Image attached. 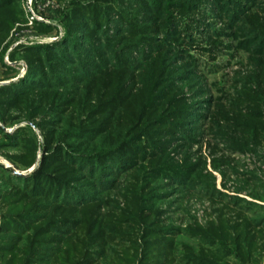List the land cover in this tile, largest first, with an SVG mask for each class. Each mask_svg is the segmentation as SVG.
<instances>
[{"label": "trees", "instance_id": "trees-1", "mask_svg": "<svg viewBox=\"0 0 264 264\" xmlns=\"http://www.w3.org/2000/svg\"><path fill=\"white\" fill-rule=\"evenodd\" d=\"M201 1L70 0L59 40L19 48L27 71L0 85V119L16 122L21 115L26 125L0 128V150L18 149L5 158L20 172L33 169L19 175L0 163V264H222L216 247L229 239L249 250L264 233V217L231 236L225 221L202 226L193 219L185 231L194 245L179 243L180 228L164 224L157 206L166 196L158 192L163 181L199 189L211 201L222 196L199 181L200 160L192 162L188 152L181 163L170 156L194 141L190 129L202 114L179 96L174 69L162 68L160 54L170 44L154 40L158 32L179 33L169 7ZM211 1L231 24L255 3ZM21 15L20 0H0V46ZM250 30L264 33V19ZM249 116L237 126L245 143H257L264 138L262 115ZM128 173L125 204L108 206L103 194Z\"/></svg>", "mask_w": 264, "mask_h": 264}, {"label": "rangeland", "instance_id": "rangeland-1", "mask_svg": "<svg viewBox=\"0 0 264 264\" xmlns=\"http://www.w3.org/2000/svg\"><path fill=\"white\" fill-rule=\"evenodd\" d=\"M69 2L33 0L32 8L37 17L30 19L24 1L20 0L21 19L16 21L0 46V85L17 82L25 75L27 63L20 47L50 44L63 36L61 13ZM122 2L125 5L126 2ZM254 2L247 14L232 24L227 13L218 11L211 0H202L183 9L172 6L169 9L175 15L174 26L178 35L166 37L159 32L154 35V40L165 38L170 44L160 54L166 57L162 68L174 69L177 73L174 83L181 89L179 96L186 97L188 103H194L202 114L194 119V131L190 129L194 141H187L179 149L171 150L170 156L180 162L184 158L182 152H188L192 162L200 160L202 176L196 175L199 181L214 186L222 195L211 201L203 191H197L199 189L162 182L166 185L158 192H165L166 196L157 202V206L164 210L161 216L164 224L180 228L176 238L179 243L194 245V239L185 231L193 219L202 226L208 225L209 221L217 225H225L226 222L231 236L238 230L242 231L246 223L255 227L256 218L264 217V138L247 144L243 141L245 131L237 126L250 122L249 115L255 111L261 113L259 121L264 122V33L250 30L251 25L255 26L257 21L264 19V0ZM134 8L136 6L128 7V11L133 13ZM39 25L49 28L43 30ZM259 45L263 53H257ZM22 64L25 65L23 75ZM12 114L18 113L13 111ZM19 125H26L21 115L16 122L4 123L0 119V128L6 132H12ZM33 130L38 134L41 146V132L37 128ZM232 136L242 145L230 143L228 138ZM18 151L1 149L0 163L5 167L12 166L4 154ZM32 169L21 172L25 174ZM131 173L121 175L116 187L103 194L110 200L108 206L125 204L122 194L125 184L131 180ZM106 206L101 210L106 211ZM236 227L239 229L234 231ZM227 241L226 247H216L217 255L222 256L218 259L222 264H264V233L256 234V242L249 250H238L229 239Z\"/></svg>", "mask_w": 264, "mask_h": 264}, {"label": "built area", "instance_id": "built-area-1", "mask_svg": "<svg viewBox=\"0 0 264 264\" xmlns=\"http://www.w3.org/2000/svg\"><path fill=\"white\" fill-rule=\"evenodd\" d=\"M23 1H24L25 5L27 7V10H28L29 14H30V19L36 18L37 16H36V14H34V10L32 8V6H33V0H23ZM24 72H25V65L22 64V69H21L22 75L24 74Z\"/></svg>", "mask_w": 264, "mask_h": 264}, {"label": "water", "instance_id": "water-1", "mask_svg": "<svg viewBox=\"0 0 264 264\" xmlns=\"http://www.w3.org/2000/svg\"><path fill=\"white\" fill-rule=\"evenodd\" d=\"M6 167H8V168H10V169H12L13 171H14V173H16V174H19V175H24V173L23 172H20V171H17L16 169H14L11 165H7Z\"/></svg>", "mask_w": 264, "mask_h": 264}]
</instances>
